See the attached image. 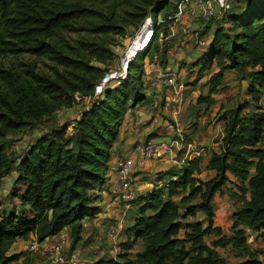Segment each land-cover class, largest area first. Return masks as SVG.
Listing matches in <instances>:
<instances>
[{"label":"trees","instance_id":"16d2710c","mask_svg":"<svg viewBox=\"0 0 264 264\" xmlns=\"http://www.w3.org/2000/svg\"><path fill=\"white\" fill-rule=\"evenodd\" d=\"M176 1L0 0V56H31L50 65L45 73L31 67L24 73L0 68V185L15 171L11 199L20 201L7 211L0 203V264L18 262L22 253L9 252L30 235L42 243L70 229L79 243L85 223L102 213L96 203L107 184L124 119L147 101L145 61L162 67L168 63L169 40H160L167 37ZM148 17L153 42L130 64L126 81L93 99L95 86L116 67L122 55L118 50L127 47L125 42ZM210 22L217 27L197 62L200 75L208 72L209 95L199 103L208 108L215 103L212 95L224 89L229 71L244 74L250 98L220 117L222 153H214L209 163L217 175L200 179L198 158L167 172L162 188L138 196L128 230L133 239L121 244L117 258L92 264H228L218 249L229 247L235 258L243 259L241 264H262L258 257L263 252L251 249L246 229L264 240V0H233L220 21ZM81 100L91 104L78 119L50 128L16 160L9 156L2 143L7 137L57 111L71 110ZM229 183L242 201L232 217L231 235L215 226L213 207L215 195ZM210 236L215 239L209 244ZM139 244L141 250L134 252Z\"/></svg>","mask_w":264,"mask_h":264},{"label":"crops","instance_id":"0c3cea01","mask_svg":"<svg viewBox=\"0 0 264 264\" xmlns=\"http://www.w3.org/2000/svg\"><path fill=\"white\" fill-rule=\"evenodd\" d=\"M185 27L191 30V35L187 38L184 37L182 34L177 37L178 39L184 38L185 42L183 44V47L182 49H179L178 54L171 58L168 53V63L165 66L167 70L175 71L178 73V84L184 87L183 93L185 92L186 87L183 82H180V80L185 77V68L182 70L179 69L180 61H184L187 65H190L191 71L196 72L198 75H200V70L197 67V62L202 56L203 52L200 53L194 48V42L197 38L196 36H200L199 33L204 32V30H207L206 36L211 35L217 25L216 23H205L202 21H199L194 24H188V22L184 20L181 29ZM141 40L142 36H139V43L137 39L132 50L136 49L139 45H141ZM156 67L157 66H152V64L151 66L145 65L144 83L146 87L147 101L137 106L135 109H131L124 119V123L121 127L119 141L113 150V158L110 163V168L107 174V184L105 185L104 190L100 193L102 195V204L104 205V210L96 218H94L93 220H89L85 223V231L90 225V230L95 232V234L107 232L111 221L117 220L123 213L121 207L118 205L117 198L115 199V197H112L110 195H114L111 189L110 182L115 181L116 176L114 175V173H112L111 170L114 167L117 159L131 157L133 148L137 145L139 140L145 139L144 136H150L152 134V137L158 139L159 141H168V138H166V136L164 137L161 134V125L163 124V122L166 121H172L174 119L181 120L182 116L184 115L186 106L183 100V93L181 97L182 103H180L178 97L171 96L170 90L155 85ZM207 74L208 72L204 73L202 76L205 79L208 78L209 80V75L207 76ZM243 76L244 74H241L238 71L226 72L224 74V89L212 95L215 100V103L210 108L206 107L205 110H203L202 114H199L196 118V129L199 130V139H196V141L193 140V142H191V146L188 151L192 159L198 158L201 160L202 172L199 175V178L203 181H209L215 178L217 175L216 171L209 169V163L214 153H222L224 121L220 120L221 115L224 114V112L228 109L235 108L238 105L246 104L247 101H250V98L248 96L249 81L247 79H244ZM207 90L208 96V86ZM168 98H170L172 102L169 106H166L165 99ZM250 109V106H247L246 112H249ZM154 118L159 119L158 125L153 122ZM146 140L148 139L146 138ZM263 145L264 142L262 143V146ZM186 157L187 155L185 152L169 151L165 153V158L162 161L148 160L140 162L139 159L136 158L133 173L135 178L134 187L136 189L137 195H145L148 192H152L162 188L168 181V177H166L167 172L178 170L188 160H192L187 159L186 162L181 165L180 162ZM254 174L255 167L251 169V176H253ZM229 178L232 182L236 181L234 176L231 174H229ZM7 186L8 185L5 184V188ZM232 187L233 185L229 183L223 189V193L216 194L213 200V207L216 213L215 226L220 227L223 232L227 235H231L232 233V217L235 210L242 206V201L238 200L233 195ZM17 204H20L19 200ZM131 213L132 217H134L135 219L136 207H134V209L127 214V224L125 233L117 241H112L107 236L106 239L100 244V249H98L97 252L92 253V250L88 249L83 251L84 254L79 253L78 251H76V253L85 255L87 257V261L90 264L100 259L116 257V252L113 255L114 251H112V248L116 251V245H121V243L133 239V236L128 231L129 228L134 224V219L132 221H129V218H131ZM85 231L83 235H85ZM246 232L248 236V244L251 249L262 250L261 248H264V242L261 238L258 237V234L248 229H246ZM70 233V229H65L59 235L49 238L47 239V241L54 242L60 240L61 237L65 238V241H68V238L71 236ZM251 236L252 238L255 237L256 242H253V240L252 242H249ZM214 239L215 237L212 236L211 241H213ZM35 241L36 238L33 235H30L28 240L19 239L11 248L9 255L15 253L17 254V252H14L13 250L18 244L21 243V245H25V248H27V245L29 243L31 246ZM67 245H69V243H66V248ZM121 250L122 249L119 248V254ZM218 252L222 255L224 259H226L228 264H241L243 262V259L235 258L233 256V249L231 247L220 248L218 249ZM262 252L263 253L258 257V260L261 261L262 264H264V251L262 250ZM37 254H39L40 256H38ZM32 255L33 262L35 264H48V261L46 260L43 254L34 252ZM21 259L19 260V262H21Z\"/></svg>","mask_w":264,"mask_h":264},{"label":"built area","instance_id":"2783aa9c","mask_svg":"<svg viewBox=\"0 0 264 264\" xmlns=\"http://www.w3.org/2000/svg\"><path fill=\"white\" fill-rule=\"evenodd\" d=\"M233 0H177L176 12L173 16L169 17L172 24L169 27V32L164 40H170L181 34L184 37L191 35V30L187 27L182 28V23L185 20L189 23H197L199 21L208 23L210 21H220L224 14L230 9V5ZM163 22L161 18L158 24ZM145 25H149L147 31V39L144 40L140 50L132 56L129 60V54L136 43L139 35H141ZM154 25L151 17H148L144 24L141 26L136 35L131 39L129 45L122 53L116 67L110 69L101 78L94 89L93 99H98L103 96L105 91L112 85H118L128 79V71L130 64L135 60L137 56L142 54L149 45L153 42L155 36ZM214 32L209 36L200 37L196 36L194 42V48L198 52L202 53L209 46ZM162 41V40H160ZM158 59L157 57L155 58ZM153 63V62H151ZM156 64V63H153ZM178 73L175 71L167 70L165 67L157 64L155 85L166 88L171 91V96L179 98L182 103V93L184 87L178 84ZM170 98L165 99L166 106L171 104ZM153 122L159 124V119L154 118ZM162 132L168 138V141H159L156 138L148 140H139L137 145L132 150L131 157L117 159L112 173H114L115 181L110 182L112 192L116 195L122 214L116 220L113 225H110L107 232L108 237L112 241H117L126 230V217L127 214L134 208L138 200V195L134 187V167L135 159L138 158L140 162L148 160L162 161L165 158L166 152H185L187 157L180 163L183 165L187 159H192L189 155V148L191 142L187 139V131L183 122L179 119L163 122L161 125ZM30 251L39 252L43 254L48 261V264H89L85 259L76 253L67 254L65 252L66 241L65 238H60L57 241H44L39 243L35 241L30 247ZM116 257H114L115 259Z\"/></svg>","mask_w":264,"mask_h":264},{"label":"rangeland","instance_id":"374dc122","mask_svg":"<svg viewBox=\"0 0 264 264\" xmlns=\"http://www.w3.org/2000/svg\"><path fill=\"white\" fill-rule=\"evenodd\" d=\"M231 6V5H230ZM162 20V18H161ZM162 30L160 31L159 34H164V28H161ZM144 31L141 33L139 36H143ZM200 35L202 34L199 33ZM159 36V40L161 39V36ZM141 38V37H140ZM132 39V38H131ZM131 39L125 42V46H128ZM160 43L163 42L164 39H161ZM184 38H177V39H172L167 42L170 50H169V56L170 58L175 56L176 54L179 53V49L183 47L184 44ZM138 43H139V37H138ZM137 49V48H136ZM134 49V50H136ZM125 48L119 49V54L123 53ZM132 50V52L134 51ZM186 52V51H184ZM118 61L115 63V66H117ZM157 66V64H153L150 62V60L145 61V65L148 66ZM49 62L45 59L42 58H36V57H31V56H22L19 58H14V57H4L0 56V68H14L17 72H22L24 73V70L28 68H33L36 69L37 72L39 73H45L49 71ZM185 68V79H181L180 82L185 84L186 90L183 93V100L185 103V112L184 115L181 118V121L183 122L185 129L187 131V139L190 142H193V140L196 141L198 140L199 136V130L197 128V123H196V118L198 117L199 114H202L203 110H205L206 105L205 104H200L199 100L200 98L206 97L207 96V81L208 78L205 79L202 75H198L196 72L191 71V66L187 65L184 61H180L179 64V69L182 70ZM211 73V72H210ZM25 75V74H24ZM208 76V74H207ZM145 82V81H144ZM229 94V93H227ZM91 103L87 100H81L78 105H76L73 109L71 110H61L57 111L55 114L52 116H46L43 119L39 120L37 123H35L33 126L28 127L26 129L21 130L19 133L16 135H10L5 139L2 143L6 147V151L9 154L11 158H15V160L24 153V151L27 149V147L33 143L39 136L44 134L47 130L50 128L57 126V125H62L64 123H72L74 122L75 119H78L80 116L81 112L89 106ZM196 129V130H194ZM164 137L166 136L163 132L161 133ZM153 135L151 134L150 136H144V140L154 138L152 137ZM15 169V167H14ZM15 179H16V172L13 171V173L3 179L1 185H0V203L2 205L1 210L7 211L11 207L17 205L18 200H12L11 199V193L12 189L15 186ZM5 184L8 185L5 188ZM108 189V188H107ZM105 189V190H107ZM112 197H115L116 195L110 194ZM98 207H100L101 211L104 210V205L102 204V195H100L99 201L96 203ZM118 205L120 206V203L118 202ZM120 208V207H119ZM236 208V205H235ZM202 214L198 216L199 219H202ZM134 217H132L131 213V218H129V221H132ZM116 222V220H112L110 225H113ZM90 224V223H89ZM127 224V221L125 225ZM87 228V227H86ZM126 228V227H125ZM90 230V225L85 231V235H83V239L79 243H74L73 239L71 236L68 238V241L66 243L67 248H65V252L67 254H72L76 253L78 251L79 253H83V251L91 249L92 253L97 252L98 249H100V244L106 239L108 236V232H103L101 234H95V232H91ZM71 234V233H70ZM124 234V233H123ZM89 235V236H88ZM88 236V237H87ZM262 239V238H261ZM256 242L255 237L252 238L250 237L249 242ZM264 242V240L262 239ZM207 243H211V236L206 238ZM122 244V243H121ZM28 247L25 248V245L18 244L14 248V252L17 253H22V259L21 262H15L12 264H35L33 262V253L30 251V243L27 245ZM95 248V249H94ZM116 251L112 248V251H114L113 255L116 252V258L117 255L119 254V248H121V245H116L115 246ZM260 249V248H258ZM264 251V248H261ZM16 250V251H15ZM141 250V244L135 246L134 252H137ZM12 251V252H13ZM106 252V251H105ZM122 252V250H121ZM120 252V253H121ZM39 253V252H38ZM16 254V253H15ZM78 254V253H76ZM84 254V253H83ZM91 254V253H89ZM40 256L39 254H37ZM83 259L87 261V257L85 255H81ZM88 262V261H87ZM90 264V263H89Z\"/></svg>","mask_w":264,"mask_h":264},{"label":"bare ground","instance_id":"6f19581e","mask_svg":"<svg viewBox=\"0 0 264 264\" xmlns=\"http://www.w3.org/2000/svg\"><path fill=\"white\" fill-rule=\"evenodd\" d=\"M148 30H149V25H145V27L143 28L144 34H143V36H142L141 45L129 55V60H130L131 57H132L133 55H135V53H137V52L140 50V48L142 47L144 40L147 39V37H148V35H147V31H148ZM143 31H142V32H143Z\"/></svg>","mask_w":264,"mask_h":264}]
</instances>
